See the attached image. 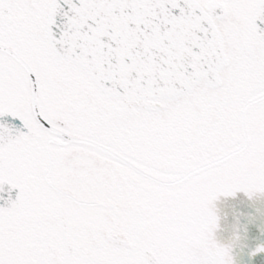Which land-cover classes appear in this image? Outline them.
Here are the masks:
<instances>
[{"label": "snow or ice", "instance_id": "snow-or-ice-1", "mask_svg": "<svg viewBox=\"0 0 264 264\" xmlns=\"http://www.w3.org/2000/svg\"><path fill=\"white\" fill-rule=\"evenodd\" d=\"M0 264H264V0H0Z\"/></svg>", "mask_w": 264, "mask_h": 264}]
</instances>
